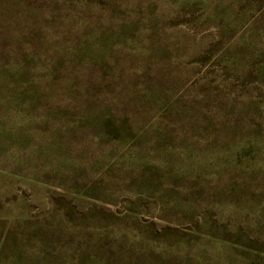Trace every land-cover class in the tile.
Segmentation results:
<instances>
[{"label":"rangeland","instance_id":"374dc122","mask_svg":"<svg viewBox=\"0 0 264 264\" xmlns=\"http://www.w3.org/2000/svg\"><path fill=\"white\" fill-rule=\"evenodd\" d=\"M0 264H264V0H0Z\"/></svg>","mask_w":264,"mask_h":264}]
</instances>
